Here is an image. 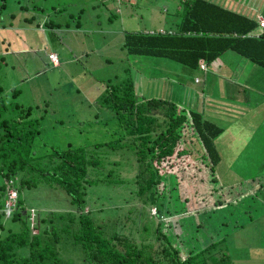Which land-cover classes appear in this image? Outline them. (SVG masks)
<instances>
[{
    "label": "trees",
    "instance_id": "trees-1",
    "mask_svg": "<svg viewBox=\"0 0 264 264\" xmlns=\"http://www.w3.org/2000/svg\"><path fill=\"white\" fill-rule=\"evenodd\" d=\"M229 1L234 6L222 0H175V6L166 9L169 14L178 16L171 22L172 28L124 31L117 49L125 48L126 55L161 56L193 69L198 60L208 61L231 47L255 65L264 66V28L260 27L254 37L255 31H250L258 28L255 20L247 17L235 0ZM6 2L0 0V14ZM12 2L14 13L16 10L25 13L27 7L32 8V12L25 13L28 19L42 9L30 0ZM49 7L53 10V6ZM9 12L4 10L0 15V27L10 26L8 18L14 21V13ZM110 16L112 14L108 20ZM114 76L116 81H105L99 99L104 104V121L108 119L114 125L111 129L114 136L90 142L85 139L79 145L68 144L62 150L51 148L46 152L36 151L28 144L30 130L35 128L37 117L40 118L34 111L37 103L25 107L15 101L3 103L4 90H9L7 93L13 97L19 89L0 85V231H5L0 234V264H233L229 248L234 249L233 255H245L248 251V255L258 258L249 251H257L252 247H256L255 244L239 246L229 242L228 233L232 229L226 225V216L215 224L219 229L216 236L208 234L206 238L207 232L204 235L196 232L200 220L194 228L186 224L183 229L179 222L181 216L166 222L160 219L161 213L168 211L162 208L168 195H171L173 210L181 207V199H175L168 190L175 182L186 181L185 175L202 170L205 165L208 177H217L213 165L220 155L215 138L222 126L204 112L182 107L169 97L147 96L143 92L137 96L129 77ZM4 112L7 115L1 117ZM186 136L190 145L197 143L198 152H194L198 155L184 150L182 141ZM116 148L122 154L133 155L138 162V172L124 181L135 186L133 194L140 197L142 203L136 211L137 222L131 220L137 231L135 236L114 225L112 229H104L94 220L86 200L87 187L96 183L99 175L106 184L123 182L112 166L104 171L100 164L104 150ZM175 173L183 177L175 179ZM35 175L41 177L35 180L32 177ZM7 179L15 186L12 185L15 202L4 219L2 181ZM38 180L47 185L56 184L68 198V206L64 210L50 209L47 216L37 210L32 231L28 221L29 205H25L18 191L21 187H33ZM158 181L163 191L158 190ZM147 204L155 207L156 218L145 208ZM4 222L16 224V228L5 227ZM175 225L182 232L176 237L171 236ZM189 229L196 232L195 235H191ZM71 255L77 262L68 258Z\"/></svg>",
    "mask_w": 264,
    "mask_h": 264
},
{
    "label": "rangeland",
    "instance_id": "rangeland-1",
    "mask_svg": "<svg viewBox=\"0 0 264 264\" xmlns=\"http://www.w3.org/2000/svg\"><path fill=\"white\" fill-rule=\"evenodd\" d=\"M12 1L7 0L4 10H8L9 13L13 14L15 6ZM30 1L42 7L41 11L35 12L34 19L38 16H40L39 18L45 16L46 20L49 19L53 22L54 27H46L39 33L40 43L34 53L10 55V59L9 56L6 58V54L10 53L9 51L0 52V76L2 77V79L0 77V85L2 87L8 85L19 89L18 94L11 97L7 93L9 90L2 88L4 90L1 94L3 103L15 101V103H21L23 107L27 104L32 106L37 103L34 111L36 117L39 116L40 118L37 117L38 121L34 128L37 131L30 130L32 134L28 137L30 140L28 144L36 151L46 152L51 148L62 150L68 144L76 146L84 143L85 139H88L89 142L102 138L111 139V136H114L111 133L114 125L108 119L104 121L105 115L102 111L104 104L99 99L105 81L117 80L115 74L118 78L129 77L137 96L141 95L142 92L153 94L151 96L167 95V98L170 97L175 100L178 105L190 109L192 102H194L193 108L200 109L201 99H204L211 91L216 93L217 100L214 103L216 114L205 112V115L212 121L216 117L219 118L223 125V132L220 134L217 144L221 162L216 161L213 167L218 171L219 177L214 179L208 177L209 171L205 165L202 170L185 175L186 181H182V183L175 182V186L168 190L170 194L175 195V199H181V207L173 210V201L169 198L171 195H168L165 198L167 202L166 204L163 203L162 208L169 212H162L160 219L162 222H166L167 219L172 220L181 216L182 218L179 219V222L182 223L181 227L184 229L187 224L192 229L195 227V221L186 213L195 216L203 215L200 218L201 223L197 225L196 232L202 235L207 232L204 236L206 238L208 234L216 236L219 229L214 226L222 218L220 217L218 220V216L209 211L216 206L226 205L225 208L229 206L231 211L237 213L233 218L234 222L232 219L227 218L226 225H230L229 228L232 229L228 233V238H231L229 242L231 241V244L235 245L239 244V246L248 243L255 244L256 247H252L257 249L258 255H262L260 257L261 264H264V233L261 232L262 227L264 228V206H261L259 200L261 196L264 197V187L262 186L256 191V196L243 197L241 200L236 199L233 201L237 196V192L243 190L251 181L262 182L261 184L264 185V170H260L259 167L263 163L260 157L264 153V120H259V117L255 115L256 113L259 114L257 110L250 112V107H245L247 88L251 76L256 79H261L262 76H258L257 73L252 74L244 65L243 60L239 59L236 62L237 76H232L235 83L231 82L235 87L231 93L235 95L242 89V95L239 98H234L223 92L222 82H225V79L222 75L219 78L217 73L210 70L209 73L192 71L190 68L161 56L126 55L125 48L122 51L117 49L122 42L124 31L172 28L171 22L177 20L178 16L169 14L166 9L168 7L173 8L175 0ZM261 1L235 0L236 4L243 6L252 15L259 12L258 8ZM222 2L234 6L229 0H222ZM49 6H53V10ZM4 10L0 15L3 14ZM30 12H32V8L27 7L25 13ZM110 14L112 16L108 20ZM18 15L14 13L12 19L18 18ZM96 27H100L104 32H116L117 34L110 36L105 45H99L100 41L95 43L89 31ZM2 29H10V26L0 27V30ZM0 34L6 37L11 35L8 30L0 31ZM101 34L103 35V33H100L98 39H100ZM42 44L46 45L45 49L42 48ZM5 48L6 44L0 42V51H5ZM48 50L56 53V65H51L47 60L45 55ZM10 61L13 64L9 65L7 63ZM194 76L200 79L199 83L193 82ZM180 79H182L181 82ZM252 84L254 85V83ZM177 85L178 88L174 89ZM179 92L187 104L181 100ZM193 92L196 93L193 94ZM233 100L235 104H232L231 101ZM224 101L228 102L225 103ZM203 107H205V104ZM240 112L247 113L242 115V119L246 123L250 125L257 123L256 130H258L259 137L255 139V134L253 136L246 135L242 139V142L248 144L246 150L235 153L236 148L233 149V146L228 145L230 131L228 130L227 120L232 124L240 123L239 119L241 117L231 121V118L239 116L238 113ZM6 115L7 113L4 112L1 117ZM188 140L189 138L186 136L182 141L184 150L186 152H198L196 149L197 143L192 142L190 145ZM86 144L89 145V143ZM196 152L194 154L198 155ZM233 153L239 155V159L232 161L231 167L227 164V160L230 159ZM103 158L100 163L103 165V170L106 171L108 167L112 166L116 176L123 182L106 184L99 175L97 182L87 187L86 200L87 203H90L93 218L104 229H112L111 227L114 225L118 230L122 229L123 232L129 230V233L135 236L137 231H135V224H132L131 220L137 222L138 214L136 211L142 203L140 197L133 194L135 186L124 181L138 172V162L133 155L122 154L119 148L112 151L104 150ZM108 161H111V163L108 164ZM197 161L200 162L199 159ZM179 176L183 177V175L175 173V179ZM32 177L37 180L41 175ZM161 185L162 183L158 181L157 188L163 191ZM250 192L252 195L255 193L252 189ZM18 196L24 200L26 206L29 205L28 221L32 231L34 230L32 227L34 213L37 210L43 211L42 214L47 216L50 209L64 210L68 206V198L56 184L47 185L39 180L35 182L33 187H21ZM87 207L89 206L87 205ZM145 208L154 217L155 207L147 204ZM243 209L244 213L241 215ZM128 210H130L129 213ZM4 224L5 227L16 228V224L9 225L7 222H4ZM205 224L211 226V228L204 229ZM163 227L166 228V225H163ZM191 229L188 231L191 235H195L196 232L194 233ZM174 230H171L174 233L171 236L181 235L182 232L179 226L176 227L175 225ZM4 233V230L0 231V234ZM243 250L245 251V249ZM249 251L255 253L252 249H249ZM228 252L233 255L234 249L229 248ZM248 254V251H246L245 255L237 257L245 258V260L239 261L236 258L233 263L259 264L248 262L254 256ZM69 257L72 261L77 262L76 257L72 255Z\"/></svg>",
    "mask_w": 264,
    "mask_h": 264
},
{
    "label": "crops",
    "instance_id": "crops-1",
    "mask_svg": "<svg viewBox=\"0 0 264 264\" xmlns=\"http://www.w3.org/2000/svg\"><path fill=\"white\" fill-rule=\"evenodd\" d=\"M263 4H264V0L261 1V5L258 8L259 12L256 13L255 15L248 13L246 11V9L241 5H239V8L247 17L253 18L256 22L257 17H259L260 15L262 16ZM17 14H19L18 18L14 19V21L10 20L9 18L7 19V22L10 23V29L0 30V31L8 30L11 34V35H9V37H6V36L0 34V42L6 44L5 51H0V52H7V51L10 52L9 54L8 53L6 54V58L8 56L10 58V55H15V54H20V53H23V55L28 54V53H32V52L34 53L38 47V44L40 43L39 33L41 31H43V29L46 27L47 28H53L54 27L53 22L52 21H50V22L46 21L45 16H42L41 18H39L40 16H38L35 19L34 18L28 19L27 15L22 11L17 12ZM100 29H101L100 27H96L94 29H90L89 31L91 32V37L95 43H98L100 41L99 45H105L107 43V41L110 39V36L115 35L116 32H109V31L104 32L103 29H101V30ZM253 31H255L254 37H257L256 34L258 33L259 30L254 28V30H252L250 32H253ZM100 33H103V35L101 34L100 39H98V36ZM45 46H46L45 44H42L43 49L46 48ZM51 50H53V49H51ZM51 50H48V51H51ZM0 59H1V56H0ZM239 59L241 61L243 60L244 65L250 70V72L252 74L257 73L258 76H262V78H261L262 80L259 78L256 79L254 76H251L249 83H248V88H247V98H246L247 103H245V107H250L249 108L250 112H252L253 110H257L259 112V114L256 113L255 115L257 117H259V120L260 119L264 120V66L259 67V66L255 65L253 62L244 58L235 49H232L231 47H229V48H226L225 50L221 51L218 55H215L213 58H211L208 61H205L204 59L198 60L196 67L193 68L192 71L196 70V71H202V72H208L209 73V70H210L214 73H217L219 78H220V75H222L225 79V82H222L223 92L228 96H232L234 98H239L242 95V89L239 93H235V95H233L234 93H231L235 87L232 84V82L235 83L234 80H232V76H235V75L237 76L236 72H237L238 68H236V62ZM0 62H1V60H0ZM201 62L203 63L204 66L202 68L201 67L199 68V64ZM7 63L9 65L13 64L12 61L7 62ZM177 63H179V62H177ZM50 64L56 65L57 60H56L55 64L51 63V62H50ZM179 65L185 66L182 63H179ZM185 67H187V66H185ZM257 67H258V69H256ZM213 70H215V71H213ZM250 72H249V75H250ZM210 78H211V75H210ZM260 80H261V82H260ZM179 81L181 82L182 79H180ZM193 82L199 83L200 79L197 76H194ZM252 83H254V85ZM178 85L175 86L174 89H177ZM174 92H175V90H174ZM195 93L196 92H193V94H195ZM151 95H153V94H147V96H151ZM166 96L167 95H162L160 97H166ZM179 96H180L181 100L187 104V102L183 100L180 92H179ZM216 100H217L216 93L211 91V92H209V94L204 99H201V103H200L201 108L200 109L193 108L192 105L194 102H192V105L190 103L191 109L196 110V111L200 110V111L204 112V114H205V112H208V113L212 112L213 114H216L215 109H214V103ZM224 102L227 103L228 101L227 102L224 101ZM231 102H232V104H235L234 100ZM204 104H205V107H203ZM204 108H205V111H204ZM227 111H231V110H227ZM238 114H240V115L236 116V117H232L231 121L237 120L241 117L239 119L240 123L232 124L230 121L227 120L228 130L230 131V138L228 139V145L230 147L233 146V149L236 148L234 150L235 153H237V151H240V150H244V151L246 150V147L248 146V144H245L244 142H242V139L245 138L246 135H252L253 136L255 134V136H256L255 139L257 137H259L258 130H256V124L257 123L250 125L242 119V115H246L247 113L240 112ZM213 120L217 124L222 126V129L220 131V134H221L223 132V125H222L221 121H219L220 119L216 117ZM220 134H218L217 137L215 138V141L217 142V144H218V139H219ZM237 147H239L240 149ZM232 152H233V150H232ZM263 152H264V149H263ZM236 155L237 154L233 153L232 156L230 157V159L227 160V164L229 166L232 167V161L239 159L238 158L239 155H237V156ZM260 159L263 162V163H261V165H259V167L261 168L260 170H264V153H263L262 157H260ZM219 161L221 162V156H220ZM263 174H264V172H263ZM257 175H259V174H257ZM215 176L219 177L218 171L216 170V168H215ZM261 183L262 182L251 181L243 190H241L240 192H237V196L235 197V199L233 198L234 199L233 201H235L236 199L241 200L243 197L247 198V197H251V196H256V191L258 189L262 188V186L264 187V185H262ZM254 186H256V187H254ZM251 189L255 192L254 195L251 194V192H250ZM259 200L261 202V206L262 205L264 206V197L261 196L259 198ZM224 206H226V205H223L220 207L216 206L213 210H211L209 212H214V214L218 216V220L220 217L226 216L227 218H230L233 221L234 220L233 218L237 214V213H235L236 211L233 212L230 210L229 206L227 208H225ZM262 209H263V207H262ZM243 213H244V209L241 211V215H243ZM186 215H189V217L193 218L195 221V224H197L198 221L200 220V218H202V216H203L200 214L195 216V215H192L191 213H186ZM205 228L208 229V228H211V226L205 224L204 229ZM261 232L264 233L263 227L261 229ZM255 254H257V251L255 252ZM239 256H241V255H235V256L232 255V260H236V258ZM258 256L259 257L258 258L255 257V259L253 256L252 258L249 259L248 262L261 264L262 261H261L260 257H262V255H258ZM242 257H244V256H242ZM243 259L245 260V258H237V260H239V261H242Z\"/></svg>",
    "mask_w": 264,
    "mask_h": 264
},
{
    "label": "built area",
    "instance_id": "built-area-1",
    "mask_svg": "<svg viewBox=\"0 0 264 264\" xmlns=\"http://www.w3.org/2000/svg\"><path fill=\"white\" fill-rule=\"evenodd\" d=\"M257 22V26L263 27L264 28V17H262L261 15L259 17H257L256 19ZM54 52H48L46 54L47 58L54 63L55 62V56H54ZM203 63L201 62L199 64V68L203 67ZM4 184V217H7L10 213V211L12 210V205L15 202L14 198H15V189L13 188V184L12 181L10 179L4 180L2 181Z\"/></svg>",
    "mask_w": 264,
    "mask_h": 264
},
{
    "label": "clouds",
    "instance_id": "clouds-1",
    "mask_svg": "<svg viewBox=\"0 0 264 264\" xmlns=\"http://www.w3.org/2000/svg\"><path fill=\"white\" fill-rule=\"evenodd\" d=\"M262 17H263V16H262ZM257 27H258V26H257ZM261 28H263V27H261ZM257 29L259 30V27H258ZM48 52H53V51H47V53H48ZM47 53H46V54H47ZM54 53H55V52H54ZM55 54H56V53H55ZM55 54H54V56H55ZM46 57H47V56H46ZM47 59H48V58H47ZM48 60H49V59H48ZM49 61H50V60H49ZM50 62H51V61H50ZM51 63H52V62H51ZM55 63H56V57H55V62H54V64H55ZM14 189H15V188H14Z\"/></svg>",
    "mask_w": 264,
    "mask_h": 264
}]
</instances>
